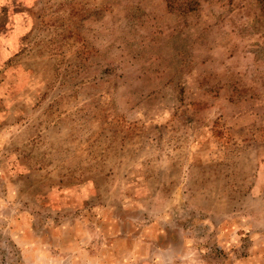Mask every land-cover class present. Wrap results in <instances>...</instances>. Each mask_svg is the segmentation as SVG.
Wrapping results in <instances>:
<instances>
[{
  "label": "rangeland",
  "instance_id": "374dc122",
  "mask_svg": "<svg viewBox=\"0 0 264 264\" xmlns=\"http://www.w3.org/2000/svg\"><path fill=\"white\" fill-rule=\"evenodd\" d=\"M0 264H264V0H0Z\"/></svg>",
  "mask_w": 264,
  "mask_h": 264
}]
</instances>
